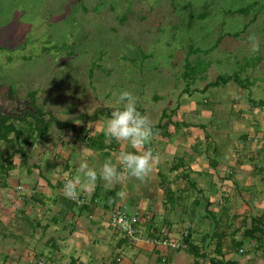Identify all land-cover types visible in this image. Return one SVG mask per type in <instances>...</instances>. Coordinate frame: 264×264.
<instances>
[{
    "label": "crops",
    "instance_id": "1",
    "mask_svg": "<svg viewBox=\"0 0 264 264\" xmlns=\"http://www.w3.org/2000/svg\"><path fill=\"white\" fill-rule=\"evenodd\" d=\"M208 84L197 87L205 91ZM163 92L162 111L150 119L154 135L138 149L105 135L111 112L68 127L52 122L16 146L1 143L0 165L12 167L0 169V264H264V109L242 100L248 117L241 112L214 123L213 114L228 113L222 96L205 109L195 92L187 93L169 108ZM231 128L242 132L240 140L231 139ZM148 149L155 163L144 179L123 174L106 186L102 179L88 182L79 167L84 159L99 171L121 151ZM65 178H79L75 199L63 194ZM118 206L140 214L141 239L113 227ZM183 229L186 250L145 241Z\"/></svg>",
    "mask_w": 264,
    "mask_h": 264
},
{
    "label": "rangeland",
    "instance_id": "2",
    "mask_svg": "<svg viewBox=\"0 0 264 264\" xmlns=\"http://www.w3.org/2000/svg\"><path fill=\"white\" fill-rule=\"evenodd\" d=\"M218 75L231 79L198 89ZM185 87L205 109L222 96L228 113L213 114L214 123L248 117L242 100L263 112L264 0H0V109L16 107L20 139L37 129L19 118L31 108L25 99L42 118L65 120L112 112L128 89L153 120L163 108L158 95L166 90L164 103L175 107ZM228 134L238 141L242 132Z\"/></svg>",
    "mask_w": 264,
    "mask_h": 264
},
{
    "label": "clouds",
    "instance_id": "3",
    "mask_svg": "<svg viewBox=\"0 0 264 264\" xmlns=\"http://www.w3.org/2000/svg\"><path fill=\"white\" fill-rule=\"evenodd\" d=\"M249 39L256 41L254 35ZM259 47L258 42L253 43L252 51H258ZM117 103L119 106L111 112L110 117L106 120L103 129L105 135L117 142L126 141L135 149L147 144L154 135V126L150 118L139 110L135 94L128 89L122 90L118 94ZM154 163L153 152L148 149L143 152L121 151L115 162L112 159H106L99 171L90 167L87 160L84 159L80 161L79 167L88 182L102 179L106 182V186H110L113 181H119L123 174L144 179L152 171ZM78 179L65 178L63 194L66 197L76 198Z\"/></svg>",
    "mask_w": 264,
    "mask_h": 264
},
{
    "label": "trees",
    "instance_id": "4",
    "mask_svg": "<svg viewBox=\"0 0 264 264\" xmlns=\"http://www.w3.org/2000/svg\"><path fill=\"white\" fill-rule=\"evenodd\" d=\"M185 73H186V71H185ZM230 79H231V77H224L222 75H218L214 82H211L208 84V87L211 85L215 86V85L226 84ZM213 84H215V85H213ZM206 89L207 88H205L204 90H206ZM108 114H109V112H108L107 108L106 109L105 108H97L92 113H82V114H79L75 117L68 118L67 120L60 121L56 117H51L50 121L45 122L46 119L41 118L42 111L37 110V116L38 117L35 115H32V114H27L25 116V118H27V117L32 118L36 124L37 129L43 130V129H46L52 122H55L57 124V126L68 127V126H71L73 121L76 119L77 120L88 119V120L94 121V120H97L101 115H108ZM25 118H21L20 120H25ZM14 119L15 118H10V117H5V116L2 117L0 115V141H4L9 146L13 145V142L17 143V141L20 139V135H21L19 133L18 129L16 128L15 123L12 121ZM11 135H13V137H11ZM90 141H92V140H90ZM2 159H3V153L0 152V162L2 161ZM11 167H12L11 162L8 163L7 167H3V166L1 167V165H0V169H2V170H8ZM253 232H254V229L250 230V234H253ZM186 241L188 242L189 247H190L191 244L189 243L188 235H187Z\"/></svg>",
    "mask_w": 264,
    "mask_h": 264
},
{
    "label": "built area",
    "instance_id": "5",
    "mask_svg": "<svg viewBox=\"0 0 264 264\" xmlns=\"http://www.w3.org/2000/svg\"><path fill=\"white\" fill-rule=\"evenodd\" d=\"M139 213L129 214L123 207L118 206L112 210L111 224L121 234L127 238L136 241L141 239L137 224L139 222ZM188 230L183 229L177 237L166 234L161 237H146L145 241L154 246H162L172 250H186L189 247L186 241Z\"/></svg>",
    "mask_w": 264,
    "mask_h": 264
},
{
    "label": "flooded vegetation",
    "instance_id": "6",
    "mask_svg": "<svg viewBox=\"0 0 264 264\" xmlns=\"http://www.w3.org/2000/svg\"><path fill=\"white\" fill-rule=\"evenodd\" d=\"M25 101H27V102H29V104L27 105L26 104V106H31V108L30 109H25V110H23L22 112H20V113H18L19 114V118H24L27 114H32V115H35V116H37V109L35 108V106L31 103V100L29 99V100H27V99H25ZM16 107H14V108H11V110L10 111H5V110H2V111H0V115L2 116V117H10V118H17L16 117V114H17V109H15ZM1 110V109H0ZM4 113H7V114H4ZM38 117V116H37Z\"/></svg>",
    "mask_w": 264,
    "mask_h": 264
},
{
    "label": "water",
    "instance_id": "7",
    "mask_svg": "<svg viewBox=\"0 0 264 264\" xmlns=\"http://www.w3.org/2000/svg\"><path fill=\"white\" fill-rule=\"evenodd\" d=\"M0 111H2V110H0ZM4 114H7V113H4Z\"/></svg>",
    "mask_w": 264,
    "mask_h": 264
}]
</instances>
